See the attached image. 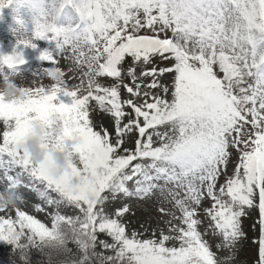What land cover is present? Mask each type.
<instances>
[{"label":"snow or ice","instance_id":"6c2138e0","mask_svg":"<svg viewBox=\"0 0 264 264\" xmlns=\"http://www.w3.org/2000/svg\"><path fill=\"white\" fill-rule=\"evenodd\" d=\"M12 4L56 52L39 56L48 82L0 96V182L17 200L0 208V241L23 260L55 240L61 264H264V0L0 10ZM24 63L0 55V75ZM54 120L56 145L78 140L62 175L19 147L34 122L47 139ZM33 194L46 222L28 210Z\"/></svg>","mask_w":264,"mask_h":264},{"label":"clouds","instance_id":"9594fccd","mask_svg":"<svg viewBox=\"0 0 264 264\" xmlns=\"http://www.w3.org/2000/svg\"><path fill=\"white\" fill-rule=\"evenodd\" d=\"M17 31L20 32V42H31L33 39V37L24 35L23 28L19 27ZM13 34L15 35L16 32L14 31ZM0 76H2V79H0V96H2L6 102L21 99L22 93L20 89L27 86L18 84L11 75L3 74ZM5 76L7 77L6 79ZM43 134L44 129L41 127L40 123L34 122L29 132L23 137L19 147L28 154L33 164L38 165L44 162L47 157L53 174L62 175L68 170V165L70 163H76L74 154L70 155V150L74 148L78 140L66 138L56 145L52 137L60 135L61 130L55 120L53 121V128L49 131V137L45 139ZM42 142L55 146L41 147ZM72 183H76V180L73 179ZM16 203L17 200L13 193L9 191H0V208L15 207ZM33 249L41 254L42 259L38 261V264H61L63 257L60 255L59 247L55 240L47 242L42 248L38 246ZM28 260L29 256L27 252L23 259V264H28Z\"/></svg>","mask_w":264,"mask_h":264},{"label":"rangeland","instance_id":"374dc122","mask_svg":"<svg viewBox=\"0 0 264 264\" xmlns=\"http://www.w3.org/2000/svg\"><path fill=\"white\" fill-rule=\"evenodd\" d=\"M15 4L10 5V7L7 9V13L5 14L3 20L0 21V39L3 41V43L6 45L5 52L12 54L13 51L19 52L24 55H28L27 57H23L25 60V63L16 67L15 69L9 70L5 67L4 74L11 75V77L18 83L23 84L25 86H30L33 81L44 79L45 82L47 81V78L44 77L43 73L44 70L49 68L51 65L49 62L41 60L39 58L40 53L42 51H49L53 54H55L56 49L54 43L50 41H45L41 39H32L31 43L36 45L35 48L28 47L22 43H18L20 38V32L17 31L19 28L16 17L17 15L23 19L24 28L23 33L26 36L32 37L33 33V24H32V14L27 11L25 8H20L18 13L14 11ZM14 31L16 34L14 35ZM0 55H2V51L0 48ZM0 79H2V76H0ZM64 102L68 103L70 102L67 98H64ZM3 190V183L0 182V191ZM30 200L32 201V204L29 206L28 210L31 214L37 215L39 219L42 220V222H46L45 215L43 213H32V205L35 203H39V198L33 194L30 197Z\"/></svg>","mask_w":264,"mask_h":264},{"label":"trees","instance_id":"16d2710c","mask_svg":"<svg viewBox=\"0 0 264 264\" xmlns=\"http://www.w3.org/2000/svg\"><path fill=\"white\" fill-rule=\"evenodd\" d=\"M10 5L2 10H0V21L4 18L7 13V9ZM0 48L2 51V55H9V53L5 52L6 45L0 39ZM71 246V245H70ZM28 264H38V261L42 259L41 254L35 249L28 250ZM0 264H23V260L21 259L18 252H14L13 246L4 241H0Z\"/></svg>","mask_w":264,"mask_h":264}]
</instances>
